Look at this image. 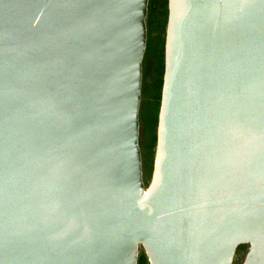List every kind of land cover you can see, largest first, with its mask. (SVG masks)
I'll list each match as a JSON object with an SVG mask.
<instances>
[{"label":"water","instance_id":"water-1","mask_svg":"<svg viewBox=\"0 0 264 264\" xmlns=\"http://www.w3.org/2000/svg\"><path fill=\"white\" fill-rule=\"evenodd\" d=\"M150 0H0V264H264V0H168L154 171Z\"/></svg>","mask_w":264,"mask_h":264},{"label":"rangeland","instance_id":"rangeland-1","mask_svg":"<svg viewBox=\"0 0 264 264\" xmlns=\"http://www.w3.org/2000/svg\"><path fill=\"white\" fill-rule=\"evenodd\" d=\"M166 2L167 0H150L149 2L150 12L147 19L148 42L147 51L143 62L144 76L142 103L140 110V147L143 157V163L144 157L145 159H148V156L152 153L156 156L158 120L156 115L157 94L155 92L154 86L158 77L157 70L160 66L159 63L161 53H163L164 55L163 61L165 64V40L167 24L165 25V27L161 25V20L159 21V13L161 12V10H165V7L168 8ZM151 179L152 178H144L146 188L149 187ZM142 252H144L146 255L144 249L140 250V255ZM245 257V248L238 250L236 253L234 264H243ZM148 264H150L149 260Z\"/></svg>","mask_w":264,"mask_h":264},{"label":"trees","instance_id":"trees-1","mask_svg":"<svg viewBox=\"0 0 264 264\" xmlns=\"http://www.w3.org/2000/svg\"><path fill=\"white\" fill-rule=\"evenodd\" d=\"M166 5H168V0L166 2ZM149 12H150V7H149ZM160 20H161L160 22L161 25L165 27V25L168 23V8L167 7H165V10H161V12L159 13V21ZM163 60H164V55L163 53H161V58H160V63H159L160 66L158 67V70H157L158 77H157V81L154 86L155 92L157 94V105H156L157 120L159 116L161 92H162L163 78H164V61ZM148 157H149L148 159H145L144 157V163H143L144 178H152L153 171H154L156 156L152 153ZM243 247L245 246H242V248ZM138 264H148V259L144 252H142L141 255L139 256Z\"/></svg>","mask_w":264,"mask_h":264},{"label":"flooded vegetation","instance_id":"flooded-vegetation-1","mask_svg":"<svg viewBox=\"0 0 264 264\" xmlns=\"http://www.w3.org/2000/svg\"><path fill=\"white\" fill-rule=\"evenodd\" d=\"M147 25H148V23H147ZM147 51V50H146ZM145 55H146V53H145ZM144 70V69H143ZM144 72V71H143ZM143 76H144V73H143ZM242 247H240V249H241ZM243 248H245V251H246V253H247V247L245 246V247H243ZM240 249H238V250H240ZM239 261V260H238Z\"/></svg>","mask_w":264,"mask_h":264}]
</instances>
